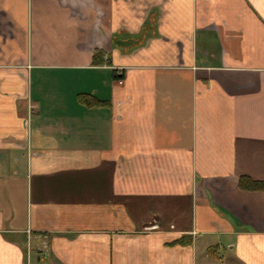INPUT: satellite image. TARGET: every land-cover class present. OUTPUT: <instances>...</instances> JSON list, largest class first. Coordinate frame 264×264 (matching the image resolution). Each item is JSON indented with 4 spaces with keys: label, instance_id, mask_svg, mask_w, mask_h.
Instances as JSON below:
<instances>
[{
    "label": "crops",
    "instance_id": "0c3cea01",
    "mask_svg": "<svg viewBox=\"0 0 264 264\" xmlns=\"http://www.w3.org/2000/svg\"><path fill=\"white\" fill-rule=\"evenodd\" d=\"M241 177L264 0H0V264H264Z\"/></svg>",
    "mask_w": 264,
    "mask_h": 264
},
{
    "label": "trees",
    "instance_id": "16d2710c",
    "mask_svg": "<svg viewBox=\"0 0 264 264\" xmlns=\"http://www.w3.org/2000/svg\"><path fill=\"white\" fill-rule=\"evenodd\" d=\"M101 55H102V52H96L94 56L95 62L96 61L98 62ZM239 185H240V188L244 190H249V191L264 190V182L254 181L249 177H241L239 181ZM177 243L186 244L187 242L183 238V239L178 240Z\"/></svg>",
    "mask_w": 264,
    "mask_h": 264
},
{
    "label": "built area",
    "instance_id": "2783aa9c",
    "mask_svg": "<svg viewBox=\"0 0 264 264\" xmlns=\"http://www.w3.org/2000/svg\"><path fill=\"white\" fill-rule=\"evenodd\" d=\"M31 113H32V107L29 106V114H31Z\"/></svg>",
    "mask_w": 264,
    "mask_h": 264
}]
</instances>
